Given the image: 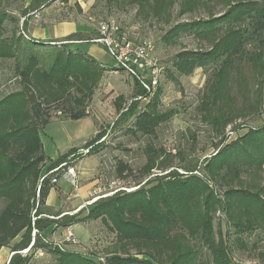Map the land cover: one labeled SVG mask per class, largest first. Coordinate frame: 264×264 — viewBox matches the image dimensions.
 Here are the masks:
<instances>
[{
  "label": "trees",
  "instance_id": "trees-1",
  "mask_svg": "<svg viewBox=\"0 0 264 264\" xmlns=\"http://www.w3.org/2000/svg\"><path fill=\"white\" fill-rule=\"evenodd\" d=\"M209 1L151 0L150 11L161 18L176 4L179 15L193 14L199 8L208 10L207 20L178 24L163 38L169 43L182 33H192L210 41L207 50L179 53L173 67L180 74L197 68L211 71L199 112L202 121L218 135H224L226 126L251 113V117L261 119L260 125H244L245 132L241 133V126H236L235 139L221 140L204 160L201 174H194L197 165L184 167L187 173L179 174V167L166 160L157 162L161 155L148 147L142 168L145 177L155 169L160 173L166 167L173 170L144 184L139 182L132 192L118 191L100 198L74 215H53L57 219L44 217L42 210L51 180L62 175L60 169L50 172L83 155L71 150L43 173L50 160L40 132L53 119L47 111L51 105H57L55 109L62 105L69 120L87 117L85 102L100 79L97 61L81 50H70L75 42H89L82 36H67L59 47L51 44L55 41L46 42L53 45L46 46L16 33L2 37L5 21L16 20L0 11V60H15L14 77L22 84L20 91L0 100V250L12 249L8 264H27L38 250L53 253L57 264H234L230 235H234L233 243L239 250L247 248L242 237L245 234L257 232L264 240V188L252 182L264 164V0H215L223 9L218 17L209 9ZM49 2L31 0L21 14L24 22L25 16ZM143 2L131 0L133 4ZM20 45L30 52L25 65L16 53ZM46 53L53 54L48 65L41 59ZM245 69L254 80L252 87L247 85ZM138 95L144 96V90ZM157 101L154 97L139 112L133 105L123 114L124 119H133L130 133L151 137L161 124L173 118L175 112L161 114L157 110ZM103 135H95L83 150L93 154ZM242 176H250V181ZM97 220L115 236L102 263H96L94 256L54 247L43 235L49 229ZM16 239L19 241L14 243ZM24 250L29 255L19 254Z\"/></svg>",
  "mask_w": 264,
  "mask_h": 264
},
{
  "label": "rangeland",
  "instance_id": "rangeland-1",
  "mask_svg": "<svg viewBox=\"0 0 264 264\" xmlns=\"http://www.w3.org/2000/svg\"><path fill=\"white\" fill-rule=\"evenodd\" d=\"M30 2L31 0H0V11H5L16 20L13 22L8 18L5 21L2 37L7 38L16 33V36L23 35L28 38L29 35L31 36L29 32H32L36 37L39 35L47 37L42 42L55 41L56 43L51 44H56V47H59L67 36L75 35L82 36L89 42H75L70 50H79L78 45H81L82 50L88 45H94L103 50L94 54L98 66L96 72L100 79L84 106L87 117L91 118L95 124V135L104 133V138L99 141V145L95 144L97 149L91 155L84 153L83 148L95 135L82 146L79 154H82L83 158L88 157L86 161L81 162L83 158L71 159L70 165L75 167L78 172L77 189L71 187V191L59 199L60 209L68 212L69 215H74L81 208H72L73 200L70 197L76 193L74 191H77L80 186H89L88 196L85 203L82 204V208L87 210L93 202L100 198L110 196L118 191L132 192L138 188L139 182L142 181L144 184L155 176H165L171 172L173 168L166 167L162 173L155 169L151 171L150 175L146 177L143 175L142 168L147 159L145 151L148 147L161 155L157 162L166 160L167 164L179 167L176 169L179 174H186L187 169L184 167H193L194 165H197V172L194 174H201L204 160L213 154L221 140L224 138L226 142H230L235 139L234 128L236 126H241L238 130L241 133L245 132L244 125H260L261 119L257 116L251 117V113V115L241 117L226 126L224 135H218L209 124L202 121V115L199 112L205 93V84L211 71L204 72L197 68L189 74H180L173 67V60L179 53L207 50L210 47V41L198 39L192 33H182L169 43L165 42L163 38L171 28L178 24L200 19L207 20L208 10L206 8H199L193 14L179 15V5L176 4L170 8V12H164L161 18H156L150 11L151 0H145L142 4H133L131 0H50L45 8L25 16L27 20L24 22L25 18L21 14ZM207 5L216 15L215 17L220 16L223 11L221 3L219 5L215 0H210ZM110 20L118 24L120 34L126 36L131 42L139 43L147 40L154 44L155 55L160 62L162 72L159 86L153 95L144 98L146 95L144 92V96H139L138 91L143 90L141 82L128 72L116 67L114 58L106 52L103 45L97 43L100 24ZM61 23L64 25L74 24L81 30L65 35L66 37L53 39L56 34L55 29ZM57 33L59 32L57 31ZM74 39L77 38L74 37ZM51 44L46 43L45 45L53 46ZM83 44L84 46H82ZM16 53L20 63L25 65L30 52L20 45ZM36 53L42 55L41 52L36 51ZM41 59L47 65L51 64L53 54L46 53ZM14 65V59L0 60V100L22 88V84L14 77ZM245 74L248 76L247 85L252 87L254 80L246 69ZM251 96L253 98V95ZM154 97L158 99L157 110L161 114L175 112L173 118L161 124L151 137L141 134L133 135L129 132L133 119L126 120L122 117L123 114L133 105H136L137 112L143 111ZM237 98V103L240 104L238 95ZM56 106L47 107V111L53 119L40 132L41 142L45 139V134L54 142L60 140V136L64 134L68 137L75 134L73 132L76 125L74 121H68L65 126L60 125L59 121L54 122L57 118H60L59 120L66 119L63 106L55 109ZM82 141L76 138L72 141L73 147L81 146ZM178 153L181 156H178ZM45 154L47 155V153ZM182 158L184 161L180 162ZM47 167L48 165L43 168V173L47 172ZM120 170H122L121 173H119ZM250 178V176H242L246 182H249ZM254 179L252 182L264 188V164L258 177H254ZM1 207L2 203L0 202V209ZM43 207L44 217L52 216L47 214ZM51 230H46L43 233L46 240L61 244L64 250L89 257L94 256L96 263L104 262L103 258L115 242L114 234L100 220ZM68 231L72 232L74 243L66 242ZM230 232L232 233L233 230ZM242 237L247 242L245 250L237 249L233 243L234 235H230L229 238L234 264H264V240H260L257 232L251 235L245 234ZM18 241L19 239H16L14 243ZM27 251H21L19 254L27 256L29 255ZM13 254L11 248H2L0 264H8ZM27 264H57V260L53 253L38 250L30 257Z\"/></svg>",
  "mask_w": 264,
  "mask_h": 264
},
{
  "label": "built area",
  "instance_id": "built-area-1",
  "mask_svg": "<svg viewBox=\"0 0 264 264\" xmlns=\"http://www.w3.org/2000/svg\"><path fill=\"white\" fill-rule=\"evenodd\" d=\"M63 3L61 2V5ZM97 43L104 46L106 52L115 60L116 67L128 72L131 76L141 82L142 89L146 96L153 95L161 77L162 67L155 55V47L151 41L133 43L124 35L120 34V29L115 21H107L99 26V38ZM141 99V98H139ZM88 153V150H83ZM61 170V177L74 189L78 185V172L70 164H61L59 168L50 173ZM42 181V179L40 180ZM57 180L52 179V183ZM35 233L32 235L34 236ZM66 242L74 243L73 234L68 231ZM53 246L61 248V244L53 243Z\"/></svg>",
  "mask_w": 264,
  "mask_h": 264
},
{
  "label": "crops",
  "instance_id": "crops-1",
  "mask_svg": "<svg viewBox=\"0 0 264 264\" xmlns=\"http://www.w3.org/2000/svg\"><path fill=\"white\" fill-rule=\"evenodd\" d=\"M52 6V5H51ZM82 7V6H81ZM45 10V9H44ZM56 30V34H54L53 39L56 38H62V37H66L65 35H68L70 33H75L77 31H80L81 29L79 27H77L74 24H66L64 25L63 23L58 25V28L55 29ZM57 31L59 33H57ZM31 33V36L29 35L30 39L33 40H45L47 37L44 36H38L36 37V35H34V33ZM28 37V38H29ZM84 46V44L82 45ZM75 47V46H74ZM77 47V46H76ZM81 45H78V49L83 51L84 53H86L88 56L94 58L96 61V57L94 56V54L96 53H100L101 49H98L96 46L94 45H88V47L86 48V46L84 47V50H82ZM101 63V62H99ZM60 118H57L54 120V122L59 121V124L62 126H65L66 123L68 121H73V120H69V119H62L59 120ZM76 123V125L73 128V132H75V134L71 135V137H68L67 135H62L60 136V140L54 142V140L49 139L46 134H45V139L42 141V145L44 148L45 153H47V157L49 158L50 162L47 164L48 167L51 163L57 161L61 156L68 154L71 150H78L79 153L82 150V146L87 142V140H90L96 133V129H95V124L93 123L92 119L89 117H85L83 119L74 121ZM83 140L81 146L78 147H73L72 145V141L73 140ZM51 148H50V147ZM83 158V156H82ZM81 158V159H82ZM88 157L83 158L81 160V162H84L87 160ZM47 167V168H48ZM89 186H80L78 187L77 191L74 195L70 196L71 199L73 200L72 202V208L76 207H83L82 204L85 203V200L88 196V189ZM71 186L63 179V178H59L57 179L56 183L52 184L50 183V188L48 191V195L46 197L45 200V204H44V209L47 212V214L52 215L49 218H54L53 215H57V214H61V215H65L68 214V212L66 211H62L60 209V200L64 195H66V193L71 191ZM80 208V209H81ZM57 219V218H54Z\"/></svg>",
  "mask_w": 264,
  "mask_h": 264
}]
</instances>
